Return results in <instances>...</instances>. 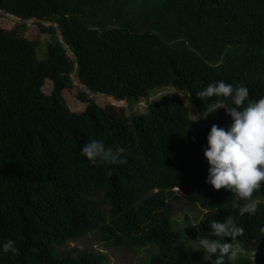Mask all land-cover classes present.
Masks as SVG:
<instances>
[{
    "label": "trees",
    "instance_id": "16d2710c",
    "mask_svg": "<svg viewBox=\"0 0 264 264\" xmlns=\"http://www.w3.org/2000/svg\"><path fill=\"white\" fill-rule=\"evenodd\" d=\"M0 11L54 23L63 39L40 61L38 40L0 27V243L10 238L18 249L0 253V264H111L74 244L119 255L152 246L149 264H203L174 226L179 212L196 207L205 216L198 227L185 219L189 239L231 215L244 229L239 245L260 250L264 184L249 216L235 194L206 183L207 136L232 120L226 109L207 114L220 99L197 93L223 80L264 97V0H0ZM73 75L126 106L101 107L79 91L87 107L72 112L64 92L75 89ZM91 139L123 146L127 163L91 165L80 154Z\"/></svg>",
    "mask_w": 264,
    "mask_h": 264
},
{
    "label": "clouds",
    "instance_id": "9594fccd",
    "mask_svg": "<svg viewBox=\"0 0 264 264\" xmlns=\"http://www.w3.org/2000/svg\"><path fill=\"white\" fill-rule=\"evenodd\" d=\"M197 96L220 99L207 114L226 109L232 120L227 129L213 125L207 136L204 149L209 165L206 183L215 190L225 189L235 194L245 202L241 214L255 216L258 208L251 198L264 184V97L253 100L248 87L243 84L234 87L223 80L209 83ZM125 152L123 146L113 148L98 139H91L80 150L91 165L126 164ZM207 227V234L200 233L195 240L189 239L188 248L203 252V264H225L226 259L235 261L243 227L231 215L224 220H212ZM15 244L13 239H6L0 243V253L18 254Z\"/></svg>",
    "mask_w": 264,
    "mask_h": 264
},
{
    "label": "rangeland",
    "instance_id": "374dc122",
    "mask_svg": "<svg viewBox=\"0 0 264 264\" xmlns=\"http://www.w3.org/2000/svg\"><path fill=\"white\" fill-rule=\"evenodd\" d=\"M0 27L4 28L6 30L12 31L14 29H19L21 30L25 37L29 40H38L39 41V46L37 48V58L38 60H46L48 58V51L50 45L56 44L57 42L63 44V39L61 36V33L58 29V26L55 25L54 23L50 22H41L38 20H31V21H23L21 19H18L16 17L10 16L3 11H0ZM45 27H55L56 31L55 32H50V31H45ZM67 52L69 56L72 57V53L68 50L66 47ZM75 85V89L71 91H66L64 92V97L66 100V103L70 110L72 112H83L85 111L87 105L80 102L77 97V93L79 91H86L88 94H90L91 97H93L96 102L98 103L99 106L101 107H107L108 105H116V106H126L125 102H117L111 98H108L106 96H103L101 94H94L89 91H87L77 80L76 76L73 75L72 77ZM44 91L46 94H50L52 91V84L50 82L46 83V86L44 88ZM167 91L163 92H158L155 97L148 101H143L140 103L136 109L143 111L146 110L149 107V104L156 99L157 97H160L164 94H166ZM185 99V97H184ZM186 101V99H185ZM188 105L191 106V104L186 101ZM192 109V121L197 125L201 126V120L200 116L197 114L195 111L194 107L191 106ZM205 213L198 207L193 208V209H185L182 212H179L175 218H174V226L177 230L183 233L184 239L189 242V238L185 234V219L189 218L191 225L193 227H198L200 225V222L204 218ZM199 234L195 236V240ZM215 237H213L214 239ZM189 245V243H188ZM70 248L76 252H82L83 250L86 249H93L96 251H99L101 253H105L109 256V259L111 261V264H149L150 259L152 256L157 252L156 247L148 246L145 248H139L136 251L128 254H115L113 252H108L103 250V248L99 245H95L93 247H84L81 245H71ZM190 249V248H189ZM192 253H198L202 251H195L190 249ZM238 255L235 261L233 262H238L240 260H250L252 262L256 261L257 259L264 258V245L260 248V250L256 252H247L245 251L242 246H238L237 249Z\"/></svg>",
    "mask_w": 264,
    "mask_h": 264
}]
</instances>
